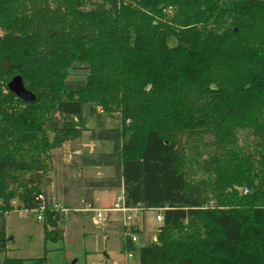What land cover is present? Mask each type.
<instances>
[{
	"label": "trees",
	"instance_id": "1",
	"mask_svg": "<svg viewBox=\"0 0 264 264\" xmlns=\"http://www.w3.org/2000/svg\"><path fill=\"white\" fill-rule=\"evenodd\" d=\"M97 104L121 121L80 157L115 171L90 190L163 211L140 264H264V0H0V252ZM61 219L46 211L45 245Z\"/></svg>",
	"mask_w": 264,
	"mask_h": 264
},
{
	"label": "rangeland",
	"instance_id": "2",
	"mask_svg": "<svg viewBox=\"0 0 264 264\" xmlns=\"http://www.w3.org/2000/svg\"><path fill=\"white\" fill-rule=\"evenodd\" d=\"M167 10L168 13H173L170 8ZM96 106L98 114L89 116L86 110L83 115L86 129L83 130L82 135L66 141L62 147L52 153L53 169L47 174L48 180L44 182L43 193L55 196L69 207L68 213L62 215V228L69 216L77 213L75 208L83 206L84 201L87 200V193L91 191L88 184L110 178L115 174L114 168L110 166L82 165L80 160L83 155L95 157L103 152H111L113 144L108 140H99L94 135L103 128L104 130L116 128L121 121L119 112L104 111L101 104ZM18 204L17 199L15 205ZM158 212L156 209L141 211V214L146 216L149 227L154 230L151 240L155 241L162 225L156 220ZM37 216L35 210L26 212L14 210L5 215L7 250L0 252V263L6 257H11L23 259L24 264H74L75 258H69L68 251H79V242L69 246L68 242L63 241V233V240H48L45 245V224ZM147 234L148 232H145L141 237H147Z\"/></svg>",
	"mask_w": 264,
	"mask_h": 264
},
{
	"label": "crops",
	"instance_id": "3",
	"mask_svg": "<svg viewBox=\"0 0 264 264\" xmlns=\"http://www.w3.org/2000/svg\"><path fill=\"white\" fill-rule=\"evenodd\" d=\"M87 194L89 201L96 208L104 210L105 223L97 225L93 222L92 212L78 210L82 209L86 202L83 206L75 208L77 213L63 222L65 230L63 241L68 242L69 246L78 242L80 244L79 251H68L69 258H75L74 264H140L138 248L147 244L154 236V230L149 227L146 216L141 214L126 227L125 214L112 209L114 204L124 197L123 189H94ZM129 232L137 237V242L134 243L137 249L132 250V257L128 255ZM145 232H148L147 237H141Z\"/></svg>",
	"mask_w": 264,
	"mask_h": 264
},
{
	"label": "built area",
	"instance_id": "4",
	"mask_svg": "<svg viewBox=\"0 0 264 264\" xmlns=\"http://www.w3.org/2000/svg\"><path fill=\"white\" fill-rule=\"evenodd\" d=\"M244 192H247V189L244 190ZM40 204L38 208L34 209L38 216L37 218L41 221L44 220V216L47 210H51L53 212L59 213L61 215L68 213L69 207L65 206L64 203H62L58 198L55 196H50L47 194H42L40 196ZM14 204H16V201H13ZM113 210L121 211L125 214V226L128 227L134 222L136 218H139L141 216V211L143 208L141 206H127L125 204V198L119 199L113 206ZM78 210H85L90 211L93 213L92 219L93 222L97 225H103L105 223V212L103 209L96 208L91 202H86L85 206L82 209ZM24 212L28 210H22ZM1 218V216H0ZM156 219L159 223L164 222V215L163 211L159 209L158 214L156 215ZM128 238H131V241L133 243L137 242V237L135 235H132L131 232L128 234ZM128 255L130 257L133 256V251H129Z\"/></svg>",
	"mask_w": 264,
	"mask_h": 264
},
{
	"label": "water",
	"instance_id": "5",
	"mask_svg": "<svg viewBox=\"0 0 264 264\" xmlns=\"http://www.w3.org/2000/svg\"><path fill=\"white\" fill-rule=\"evenodd\" d=\"M8 86L12 92L25 101L32 102L36 99V94L24 86L21 76L14 77Z\"/></svg>",
	"mask_w": 264,
	"mask_h": 264
}]
</instances>
